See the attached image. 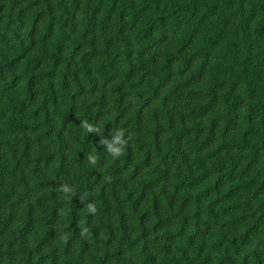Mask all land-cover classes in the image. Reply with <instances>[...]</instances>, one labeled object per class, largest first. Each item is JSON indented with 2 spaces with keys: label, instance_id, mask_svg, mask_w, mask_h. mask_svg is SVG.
I'll use <instances>...</instances> for the list:
<instances>
[{
  "label": "trees",
  "instance_id": "16d2710c",
  "mask_svg": "<svg viewBox=\"0 0 264 264\" xmlns=\"http://www.w3.org/2000/svg\"><path fill=\"white\" fill-rule=\"evenodd\" d=\"M0 264H264V0H0Z\"/></svg>",
  "mask_w": 264,
  "mask_h": 264
},
{
  "label": "clouds",
  "instance_id": "9594fccd",
  "mask_svg": "<svg viewBox=\"0 0 264 264\" xmlns=\"http://www.w3.org/2000/svg\"><path fill=\"white\" fill-rule=\"evenodd\" d=\"M81 127L88 133H97L101 131V128L93 126L92 124L88 123L86 120L81 122ZM124 133L123 131L116 132V135L112 141H108L106 139H101V144H107L108 145V153L112 155L113 157H120L123 155V148L126 145L127 141L123 138ZM90 163L93 165L96 163V160L89 156L87 157ZM88 209L90 212H95L96 209L94 206L89 205Z\"/></svg>",
  "mask_w": 264,
  "mask_h": 264
}]
</instances>
